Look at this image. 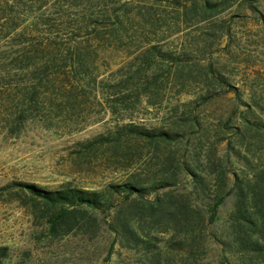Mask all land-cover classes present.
<instances>
[{
	"label": "rangeland",
	"instance_id": "1",
	"mask_svg": "<svg viewBox=\"0 0 264 264\" xmlns=\"http://www.w3.org/2000/svg\"><path fill=\"white\" fill-rule=\"evenodd\" d=\"M76 46L88 64L84 78L94 79L90 90L68 67ZM137 69L131 91H142L138 102L129 89L105 92ZM8 89L25 98L34 91L16 132L7 121ZM0 103V264H154V253L158 264H239L224 245L230 195L197 245L143 221L148 235L134 247L110 222L141 201L135 194L111 193L112 206L91 212L92 230L87 215L51 205L25 185L108 193V185L132 180L138 189L155 185L143 201L182 192L195 204L184 169H194L193 161H207L213 173L226 158L229 187L233 175L261 167L264 137L237 135L247 119L264 124V0H0ZM129 123L172 138L143 142Z\"/></svg>",
	"mask_w": 264,
	"mask_h": 264
},
{
	"label": "trees",
	"instance_id": "2",
	"mask_svg": "<svg viewBox=\"0 0 264 264\" xmlns=\"http://www.w3.org/2000/svg\"><path fill=\"white\" fill-rule=\"evenodd\" d=\"M51 57L54 61L51 60V64L49 65L55 68L58 66V56L52 53ZM142 62H144V59ZM68 67L75 81L80 84L82 82L86 83L87 87L84 88V91L93 88L94 79L84 78L88 73V64L82 54V49L80 50L77 46L73 49V56ZM28 70L34 74L37 71L34 67L28 68ZM141 71L143 70L137 69V72L132 75L128 74L118 83L107 85L106 87L109 91L105 90V92L113 96L115 93H121L123 90L128 91L129 89L131 91L135 87L136 80L140 77ZM62 73H64L63 70L56 72V74ZM67 88L63 87L64 90ZM7 94L12 96L10 115H7L10 116L7 119L8 126L10 132H16L26 120V114L31 112L30 101H32L34 91L30 90L27 98H25L24 94L17 91V89H8ZM102 94L105 93L103 92ZM141 94L142 91L135 90L133 92L131 91L130 94L127 93V96L133 101L138 102L141 99ZM144 94H146V91L143 92V96ZM127 96H122V101L128 100L126 99ZM3 108L7 109L6 106ZM251 113L255 114L256 111L252 109ZM248 120L250 119L242 123V128H239L237 136L240 137L242 133L253 130L259 132L264 137V124L258 123L256 119L253 121L250 120V122ZM125 128L136 138L150 144H158L160 139L167 140L172 138L171 132H155L150 129L135 126L132 123L127 124ZM261 149L262 151L260 150V154L257 156L258 164L261 167H248L250 172H244L243 175H233L230 187L228 185L230 177L224 171L227 163L226 158L219 159L215 165L218 169L213 173L207 161L202 164L198 163V161H193L195 163L194 169L185 167L186 173L192 177V181L195 183L196 198L199 199L195 204L191 202L190 194L182 192H176V195L174 193L164 192L161 197L153 200L145 199L147 201H143V196L147 195L152 188H156L155 185L138 189L140 186L137 187L135 185L137 184L136 181L132 182V180L122 184L108 185V193L69 187L45 191L35 189L31 185L25 186L51 205L60 206L61 208L62 206H69V211L72 215L74 213L87 215L86 223L88 228L92 230L97 228L98 223L91 212L101 210L110 205L112 206L111 193L123 195L124 198L135 194L137 196L136 198H140L141 201L133 202L127 211H120L118 214H115L110 222L111 229L115 235L124 238L125 241L131 243L134 247L140 244L143 245V237L148 235L145 231L144 223H142L143 221H148L157 227L167 226L172 230L173 234L183 236V239L188 237L195 239L193 241L197 245L196 237L199 238L202 236L205 223L212 222L217 207L224 201L226 196L230 195L232 198V207L228 215V227L224 233V245L232 254L237 255L240 261L239 264H261L260 262L264 261V146ZM168 178H171L168 179L170 181L174 179L173 176H168ZM156 183L160 187L169 184L165 183V181H157ZM133 215L137 217L135 218ZM133 220H135V224H133ZM64 224L69 227L70 223L65 221ZM191 247L189 244L190 251L192 250ZM4 256H6V249L0 247V259ZM161 259L162 256L160 254H152L151 260L154 264H158Z\"/></svg>",
	"mask_w": 264,
	"mask_h": 264
}]
</instances>
